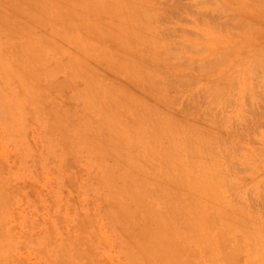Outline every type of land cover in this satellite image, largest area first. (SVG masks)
Segmentation results:
<instances>
[{"label":"rangeland","instance_id":"rangeland-1","mask_svg":"<svg viewBox=\"0 0 264 264\" xmlns=\"http://www.w3.org/2000/svg\"><path fill=\"white\" fill-rule=\"evenodd\" d=\"M66 1L0 0V264H230L229 258L232 264H262L264 0H146L151 2L147 9L153 6L150 23L160 27L149 33L162 45L154 40V62L147 60L154 70L161 68L162 74L155 70L158 75L143 60V54L151 52L152 35L151 40L149 34H136L152 25L138 22L149 19L148 13V18L142 12L141 17L137 10L146 7L144 0L142 6L133 4L135 12L128 10L133 8L129 0L117 7L128 16L139 14L126 18L124 13L126 20L138 18L141 28L136 25L133 32L142 42L123 30L128 20L119 24L122 30L111 25L120 29L119 36L117 29L109 28L112 34L105 31L120 15L109 6L114 0H107V5L102 0L100 6L99 0H82L80 7L75 6L80 0H70V6ZM133 41L142 47L138 49L143 58L135 57L139 51L132 48L138 47ZM111 45L118 48L114 51ZM125 46L129 52L121 50ZM144 46L148 47L143 53ZM125 50L135 57L131 61H143L142 66L132 61L138 77L131 75L137 73L134 69L128 73L131 63L128 70ZM79 54L88 63L79 60ZM180 61L193 67H180ZM142 67L155 75L148 72L144 78ZM135 75L138 79L131 77ZM165 95L174 97L171 105ZM184 112H190L188 118ZM153 117H160L161 125ZM189 135L200 137L192 141V151ZM204 147L209 156L207 150L203 154ZM214 152H222V159ZM209 158L212 165L206 162ZM216 169L227 177L220 178ZM198 173L207 181L202 188ZM206 177L217 185L211 188ZM257 245H262V254Z\"/></svg>","mask_w":264,"mask_h":264},{"label":"bare ground","instance_id":"bare-ground-1","mask_svg":"<svg viewBox=\"0 0 264 264\" xmlns=\"http://www.w3.org/2000/svg\"><path fill=\"white\" fill-rule=\"evenodd\" d=\"M44 1H45V0H44ZM68 1H69V3H68ZM68 1H66V3H67L68 5H69V4H72V2H70V0H68ZM71 1H73V0H71ZM74 1H75V0H74ZM81 1H82V0L78 1V2H79L78 4H76V2H75L73 5L76 4L75 6L79 5V7H80V5L82 4L81 6H83V3H81ZM83 1H84V0H83ZM101 1H102V0H99V1H98L99 3H98L97 5L100 6V4L102 3ZM112 1H113V0H112ZM119 1H120V3H119ZM119 1H117V2H118V4H117L116 0H114L115 4L112 2L113 4L109 5L110 7L113 6V7H112V10H113V12H114V11L116 12V13L114 12L115 14H117L118 12H120V15H119V16L115 15L116 17H118L117 20H114V21H116L117 23L115 22L114 24H108L109 27L107 26V27L105 28V31H106V29H107L108 33H110L111 30H108V29H109V28L115 29V28H113V27H114L113 25H115V27L118 25L117 27H119L120 29L123 27V30H125L126 32H128L127 34L131 37L132 35H130L129 31H130V32H131V31L133 32V30H136V29H137V27L135 28L136 25H138V28H141L140 26H141L142 24H144V26L146 25V23H147V25H148V24H149V25L152 24V22H153L152 20H151L152 22L150 23V15H151V14L153 15V13H152L153 6H152V5H153L154 3H152V5H151L152 8L150 7L151 9H150V8L147 9V6H150V4H151L150 1H152V0H150V1H146V0H144V1H145L144 4H146V7H145L144 4H143L144 6H142V4H140V2L143 3V0H142V1H140V0H139V1H138V0H135V1H137V2H135V3H133L134 1L129 0L130 2H132V6H133V8H134V10H133V8L129 6L128 10H129L130 12H132V11L135 12V10H136V8H137L136 6L140 4V6L143 7V8L141 7V8H142L141 10H140L139 8H137V10L140 11V16H141V17L144 16V15H141V12H142V14H146V18H148L147 15L149 14V19H145V20H149V21L146 22V21L144 20L145 22L143 21V23H142V19H143V17L141 18V20H140L141 22H140L139 19H138V18H139V14H138V15H135L134 13H131L132 15H131V14H130V15H131V16H134V15H135V17L138 16V18H136V19H131V18H129V19H127V20H128V21H127L126 18H127V17H131V16H130V15H129V16L127 15L128 13H127V10H124L125 8H124L123 6H125V5H124L123 3H122V4H123V6H122V7H123L122 10L126 11V13H125V12H124V13H125L127 16H126L124 13L121 12V6H120V9H119V11H118V8H119L118 5H119V4L122 5L121 2L126 1V0H119ZM156 1H157V0H156ZM156 1H154V2H156ZM207 1L211 2L210 0H207ZM22 2L25 3V1H22ZM33 2H34V1H33ZM91 2L94 3L95 1L92 0ZM103 2L107 5V0H106V1L103 0ZM108 2H109V1H108ZM110 2H111V0H110ZM110 2H109V3H110ZM126 2H128V0H127ZM126 2H124V3L126 4ZM138 2H139V4H138ZM149 2H150V4H149ZM158 2H159V1H158ZM203 2H205V1L203 0ZM209 2H208V3H209ZM28 3H29V2H28ZM89 4H90V3H89ZM116 4H117V5H116ZM127 4H131V3H127ZM127 4H126V5H127ZM133 4H135L136 6L134 7ZM147 4H149V5H147ZM44 5H48V4H47V3H46V4L43 3V6H44ZM87 5H88V4H87ZM95 5H96V4H95ZM102 5H103V4H102ZM157 5H158V4H157ZM35 6H36V5H35ZM48 6H49V5H48ZM61 6H62V5H61ZM61 6H60V7H61ZM64 6H65V4H64ZM69 6H70V5H69ZM114 6H115V7H114ZM140 6H138V7H140ZM36 7H37V6H36ZM36 7H35V8H36ZM67 7H68V6H65V8H67ZM71 7H72V5H71ZM77 7H78V6H77ZM88 7H90V5H89ZM95 7H98V6H95ZM95 7H94V8H95ZM110 7H108V8H110ZM117 7H118V8H117ZM127 7H128V5H127ZM127 7H126V8H127ZM160 7H161V6H160ZM37 8H38V7H37ZM40 8H41V7H40ZM47 8H49V7H47ZM53 8H54V7H53ZM62 8H63V7H62ZM65 8H64V9H65ZM68 8H69V7H68ZM92 8H93V7H92ZM100 8H106V7H102V6H101ZM116 8H117V9H116ZM144 8H145V9H144ZM155 8H156V7H154V9H155ZM14 9H15V6H14ZM14 9L11 8V11L13 12ZM17 9H18V7H17L14 11H16V12L19 11V9H18V10H17ZM41 9H42V8H41ZM69 9H70V8H69ZM72 9H74V6H73ZM76 9H77V8H76ZM85 9H86V8H85ZM131 9H132V11H131ZM143 9H144V11H145V10H148V11L150 10L151 12H150V11H149V12L146 11V12L144 13V12L142 11ZM24 10H25V9H24ZM37 10H38V9H37ZM42 10H43V9H42ZM61 10H62V9H61ZM67 10H68V9H67ZM89 10H90V9H89ZM110 10H111V9H110ZM112 10H111V11H112ZM162 10H163V9H162ZM39 11H40V10H39ZM79 11H80V10H79ZM79 11H78V12H79ZM93 11H95V9H94V10L92 9V12H93ZM96 11H97V10H96ZM96 11H95V13H97ZM99 11H100V9H99ZM103 11H104V9H103ZM117 11H118V12H117ZM138 11H137V12H138ZM154 11H155V10H154ZM156 11H158V10H156ZM16 12H15V13H16ZM35 12H36V11H35ZM45 12H46V11H45ZM62 12H63V11H62ZM72 12H74V10H73ZM81 12H82V10L80 11V13H81ZM85 12H86V11H85ZM13 13H14V12H13ZM17 13H18V12H17ZM29 13H30V12H29ZM53 13H55V12H53ZM56 13H57V12H56ZM80 13H79V15H80ZM82 13H83V12H82ZM105 13H107V12H105ZM111 13H112V12H111ZM114 13H112V14H114ZM138 13H139V12H138ZM147 13H148V14H147ZM150 13H151V14H150ZM155 13H156V12H155ZM20 14H22V16H23V13H20ZM35 14H39V13L36 12ZM57 14H59V13H57ZM73 14H74V13H73ZM99 14H100V13H99ZM107 14H108V13H107ZM109 14H110V13H109ZM112 14H111V15H112ZM157 14H158V13H156V16H157ZM201 14H202V13H201ZM26 15H27V14H25V16H23V17H26ZM44 15H45V14L43 13L42 16L46 18V16H44ZM54 15H56V14H54ZM85 15H86V14H85ZM85 15L83 14V15H80V16L83 17V16H85ZM92 15H94V14H92ZM101 15H102V14H101ZM103 15H105V14H103ZM121 15H124V16L120 17ZM152 15H151V17H152ZM160 15H161V14H160ZM160 15H158V16L160 17ZM232 15H235V14L232 13V14H231V17H232ZM27 16H28V15H27ZM30 16H32V14H30ZM33 16H34V15H33ZM33 16H32V17H33ZM42 16H41V17H42ZM58 16H59V15H58ZM64 16H66V15H64ZM73 16H74V15H73ZM77 16H78V15H77ZM80 16H79V17H80ZM115 16H113V17L115 18ZM125 16H126V18H125ZM153 16H154V15H153ZM161 16H162V15H161ZM48 17H50V16H48ZM235 17H237V16H235ZM20 18H21V17H20ZM27 18H28V17H27ZM53 18H54V17H53ZM91 18H92V17H91ZM109 18H111V17H109ZM123 18H124V19H123ZM157 18H158V17H157ZM29 19H30V18H29ZM31 19H32V18H31ZM115 19H116V18H115ZM119 19H120V21H121V20H124V21H123V22L121 21V23H118V22H120ZM130 19H131V20H130ZM137 19H138V22H139L141 25L138 24V23L136 24ZM152 19H153V18H152ZM159 19H160V18H159ZM68 20H69V19H68ZM68 20H67V23L69 22ZM70 20H71V19H70ZM110 20H111V19H110ZM133 20H135V22H134ZM40 21H41V20H40ZM58 21L60 22V18H59V20H57L56 22H58ZM63 21H64V20H63ZM107 21H108V19H107ZM112 21H113V19H112ZM112 21H109V22L111 23ZM126 21H127V24H128V22L130 21V24H128V26H134V27H128V26H125V27H124L123 24L126 23ZM154 21H155V20H154ZM34 22H35V21H34ZM41 22H43V21H41ZM41 22H40V23H41ZM45 22H46V20H44V23H45ZM51 22H53V21L50 20V24H51V26H52L53 23H51ZM54 22H55V20H54ZM59 22L57 23V27H58V25H59V27L61 28V26H63V25H62L63 23L60 22V23H61V25H60ZM77 22H79V21H77ZM83 22H85V21H83ZM89 22H91V20H88V24H89ZM92 22H93V20H92ZM35 23H36V22H35ZM46 23H48V22H46ZM71 23H72V22H71ZM98 23H99V21H98ZM112 23H113V22H112ZM132 23H135V24L133 25ZM156 23H157V25H160V24H158V22H156ZM37 24H39V23H36V25H37ZM42 24H43V23H42ZM54 24H56V23H54ZM54 24H53V27L56 26V25H54ZM64 24H65V26H66V29H68V27L70 28L69 25H72V24L67 25L66 22H65ZM94 24H95V23H93L92 26H93ZM119 24H122L123 26H122V25L119 26ZM127 24H126V25H127ZM154 24H155V22H154ZM20 25H21V24H20ZM82 25H83V24H82ZM111 25H112L113 27H112ZM139 25H140V26H139ZM149 25H148V26H149ZM152 25H153V24H152ZM152 25L149 26L150 30H148V31H145L146 28L144 29L143 27L141 28L142 30H141V29H140V30H139V29L136 30V34L138 33V31H140V32L142 31L141 33H140V32L138 33V34H141L142 36H141V35H139V36H141V37L143 38V36L146 37V35L149 34V35H148V37H149V36L152 35L153 32L155 31L154 28H157L158 30L160 29V27L158 28V27H154L155 25H153V26H152ZM157 25H156V26H157ZM41 26H42V25H41ZM41 26H40V27H41ZM51 26H50V27H51ZM67 26H68V27H67ZM73 26H74V25H73ZM80 26H81V25H80ZM84 26H85V24H84ZM121 26H122V27H121ZM151 26H152V27H151ZM32 27H34V26H32ZM38 27H39V26H38ZM126 27H127V29H126ZM18 28H19V27H18ZM18 28H17V29H18ZM23 28H24V27H23ZM23 28H21V26H20L19 29L22 30ZM41 28H42V27H41ZM60 28H59V29H60ZM92 28H94V27H92ZM132 28H133V29H132ZM134 28H135V29H134ZM149 28H148V29H149ZM151 28H152V29H151ZM35 29H36V28H35ZM37 29H38V28H37ZM54 29H55L54 31L57 30L56 27H55ZM59 29H58V32H60ZM70 29H71V28H70ZM70 29H69V30H70ZM85 29H87L86 26H85ZM88 29H89V28H88ZM95 29H96V28H95ZM116 29L119 30V31H117V32H118L117 34H118V36H119V35H120V34H119L120 29H118V28H116ZM116 29H115V30H116ZM143 29H144V30H143ZM24 30H25V29H24ZM41 30H42V29H41ZM69 30H68V31H69ZM79 30H80V29H79ZM115 30H113V31H115ZM121 30H122V29H121ZM127 30H128V31H127ZM153 30H154V31H153ZM22 31H23V30H22ZM36 31H37V30H36ZM47 31H49V30H47ZM62 31L64 32V29H62ZM107 31H106V32H107ZM143 31H145L146 33L148 32V33L146 34V33H144ZM150 31H153V32H151L152 34L149 33ZM156 31H157V30H156ZM40 32H41V31H40ZM44 32H45V31H44ZM49 32H50V31H49ZM52 32H53V30H52ZM66 32H67V31H66ZM69 32H71V30H70ZM69 32H68V33H69ZM82 32H84V31H82ZM85 32H86V30H85ZM95 32H96V31H95ZM132 32H131V34H132ZM158 32H159V31H158ZM33 33H34V32H33ZM73 33H75V31H74ZM108 33H106V34H108ZM114 33H115V32H114ZM121 33H122V32H121ZM123 33H124V32H123ZM133 33L135 34V32H133ZM156 33H157V32H156ZM48 34H49V33H48ZM84 34H85V33H84ZM94 34H96V33H94ZM111 34H112V32H111ZM136 34L134 35L135 37L137 36ZM143 34H145V35H143ZM162 34H164V33H162ZM30 35H31V34H30ZM70 35H71V34H70ZM81 35H82V34H81ZM97 35H98V34H97ZM97 35H96V36L94 35V37L96 38ZM102 35H103V34H100V35H99V36H100L99 39H100V38H101V39L103 38ZM121 35H122V37H123V34H121ZM32 36H33V35H32ZM74 36H75V35H74ZM109 36H110V35H109ZM109 36H108V37H109ZM156 36H157V35H156ZM158 36H159V35H158ZM122 37L120 36V37L115 38V36H114V39H118V38H122ZM132 37H133V36H132ZM141 37H140L139 39L143 40ZM152 37H153V38H152ZM109 38H110V37H109ZM151 38H152L153 40H152ZM151 38L149 37V39L152 40V43H151V41L149 40V41H150L149 44H150V45L153 44V46L151 45L152 49L150 48L151 52H149V51L147 50V47H148V46L145 48V46L148 45V44H146L147 41H148V38H146V39H147L146 42H145L146 39L144 38L143 43H145L146 45L144 46L145 50L143 51V53H144L146 50L148 51V52L146 51L145 55L143 54L144 58H143V56H142V49H141V51H139L140 49H138L139 46H140L139 43H138V44H139V46H138V45L135 44V42L133 41V44H135L136 46H138L137 48L131 46L132 42H131V44L129 45V46H131L133 49L139 51V52H135L136 54H134V53H133V54L136 55L135 57H136L137 59H140V58H138V57H140V56L143 58V60L145 59V63H147V64L149 65V68H150L153 64H152V65L149 64V63H148L149 61L147 62V60H150V59H151V60H153V61L150 60V63H151V62H152V63L154 62V58H151V57H150V55H151L150 53H152V51L155 50L154 48H157V47L154 46L155 41H156L155 39H157V38L155 37V34L152 35ZM99 39H98V40H99ZM104 39H105V37H104ZM114 39H113V40H114ZM124 39H125V40H124ZM134 39H136V38H134ZM159 39L162 40V38H160V37H159ZM45 40H46V38H45ZM45 40H44V41H45ZM106 40H107V39H106ZM118 40L120 41V39H118ZM128 40H130V38H129ZM154 40H155V41H154ZM46 41H47V40H46ZM122 41H123V42H121L120 45H124V41H126V38H123ZM131 41H132V40H131ZM136 41H137V42H138V41H139V42H142V41L138 40V36H137V40H136ZM153 41H154V42H153ZM159 41H160V40H159ZM159 41H156V42H158V43H156V44L161 43V42H159ZM73 42H74V41H73ZM78 42H79V41H78ZM78 42L76 41V44H77V45L79 44ZM101 42H102V41H101ZM109 43H110V42H109ZM115 43H116V42L114 41V45H115ZM122 43H123V44H122ZM128 43H129V42H128ZM163 43H164V42H163ZM102 44H103V43H102ZM102 44H101L100 47H101V49H104V46H103ZM125 44H126V43H125ZM108 45H109V44H108ZM114 45H111V46H112V48H113L112 50L115 51V49L118 48V47H116V48L114 49V47H113ZM135 45H134V46H135ZM159 45H160V44H159ZM159 45H157V46H159ZM161 45H162V43H161ZM161 45H160V46H161ZM116 46H119V45L116 44ZM142 46H143V44H142ZM160 46H159V47H160ZM102 47H103V48H102ZM126 47L128 48V46H125L124 48L122 47L123 49L121 48V50H124ZM131 47H130V49H131ZM140 47H141V46H140ZM153 47H154V48H153ZM164 47H165V46H164ZM90 48H91V47H90ZM90 48H89V49H90ZM127 48H126V50L129 52V50H128ZM141 48H142V47H141ZM158 49H159V48H158ZM163 49H164V48H163ZM126 50H125L124 53H123V51H122V53L125 54V55H129V54H131V53L127 54ZM130 51H131V50H130ZM160 51H161V48H160ZM200 51H201V50H200ZM83 52H85V51H83ZM101 52H102V51H101ZM116 52L118 53V52H120V51H117V50H116ZM132 52H133V51H132ZM140 52H141V53H140ZM81 53H82V52H81ZM105 53H106V51H105ZM122 53H121V54H122ZM139 53H140V55H139ZM147 53H149V54H147ZM99 54H100V53H99ZM99 54H98V55H99ZM153 54H154V53H152V56L155 57L156 55L154 54V55H155V56H154ZM79 55H80V54H79ZM105 55H106V54H105ZM105 55H103V57H104ZM118 55H119V54H118ZM125 55H124V56H125ZM146 55H149L148 57H150V58H149V59H146V58H145ZM23 56H24V55H23ZM23 56H22V57H23ZM80 56H81V55H80ZM99 56H101V54H100ZM131 56H132V55H131ZM131 56L129 55L128 60L133 59V58H130ZM164 56H165V55H164ZM164 56H163V57H164ZM82 57H83V56H81V58L78 57L79 60H82V61H83ZM84 57H85V55H84ZM132 57H134V56H132ZM135 57H134V59H135ZM146 57H147V56H146ZM174 57H176V56H174ZM117 58H118V57H117ZM129 58H130V59H129ZM142 58H141V59H142ZM164 58H165V57H164ZM167 58H168V57H167ZM169 58H170V57H169ZM169 58H168V59H169ZM103 59L105 60V58H103ZM119 59H120V58H119ZM121 59H123V58H121ZM125 59H126V58H125ZM134 59H133V60H134ZM137 59H136V60H137ZM88 60H89V59H88ZM106 60H107V59H106ZM110 60H111V59H110ZM133 60H132V61H133ZM166 60H167V59H166ZM169 60H170V59H169ZM259 60H260V59L257 60V64H258V62L260 63ZM84 61H86V63H88L87 58H86V60H85V58H84ZM84 61H83V62H84ZM132 61H131V60L128 61L127 65H126L127 69L129 70V68H128V64L131 63V64H130L131 66L129 65V66H130V70H129L130 72L128 71V73H131V72H132L131 69H134V68H133V67H134L133 65L135 64V66H136L137 62L140 61L139 64H140V66H142L141 62H143V61L138 60V61H136V63L133 61L134 64L132 63ZM167 61H168V60H167ZM167 61H166V62H167ZM261 61H262V60H261ZM17 62H18V61H17ZM122 62H123V61H122ZM168 62H169V61H168ZM186 62H187V61H186ZM262 62H263V61H262ZM19 63L23 64L22 62H19ZM100 63H101V62H100ZM145 63H143V64H145ZM158 63H159V66L162 67L161 63H160V62H158ZM179 63H180V67H181V66H188V67H189V66L191 65V64L188 65L187 63L184 64V65H182L181 63H183V62H181V61H180ZM179 63H177V64H179ZM76 64H78V63H76ZM120 64L122 65L121 62H120ZM132 64H133V65H132ZM154 64H156V63H154ZM170 64H171V63H170ZM261 64H262V63H261ZM116 65H117V64H116ZM157 65H158V64H157ZM163 65H164V63H163ZM200 65L203 66L204 64H203V65L200 64ZM122 66H123V65H122ZM132 66H133V67H132ZM196 66H197V65H196ZM204 66L206 67L207 65L205 64ZM144 67H145V66H144ZM153 67H154V66H152L151 68H153ZM191 67H193V65H191ZM198 67H199V65H198ZM205 67H203V68H205ZM79 68H80V67H79ZM123 68H124V67H123ZM140 68H141V67H140ZM155 68H158V67H156V65H155ZM159 68H160V67H159ZM159 68H158V71L161 70V68H160V69H159ZM203 68H202V69H203ZM137 69H138V68H137ZM199 69H201V68L199 67ZM260 69H261V68H260ZM134 70H136V69H134ZM140 70L144 71V70H146V68H143V67H142V69H139V71H140ZM149 70H150V71H149ZM153 70H154V68H153ZM153 70H152V69H148L147 71H148L149 73H151L150 75H152V74L155 72L156 69L154 70V72H153ZM79 71H80V70H79ZM158 71L156 70V72H158ZM263 71H264V70H263ZM123 72H124V70H123ZM133 72H135V71H133ZM133 72H132V73H133ZM136 72H137V73H133V74L131 73V75L137 74V77H138V76H139V75H138L139 72H138L137 70H136ZM148 72H145V71H144L145 74L148 73ZM156 72H155V73H156ZM159 72H160V71H159ZM144 73H143V77H144V78H148V77H147L148 74L144 75ZM160 73L162 74V72H160ZM156 74L158 75L159 73H156ZM153 75H155V74H153ZM153 75H152V76H153ZM131 77H134L133 79H138V78L136 77V75H135V76H131ZM131 77L129 76V79H130ZM143 77H142V78H143ZM157 77H158V76H157ZM180 77H181V76H180ZM140 78H141V77H140ZM158 78L160 79V77H158ZM180 79L182 80V77H181ZM183 79H184V78H183ZM186 79H188V78H186ZM186 79H184V80H185V81H188V80H186ZM146 80H150V79H144L143 81H146ZM156 80H157V82H158V79H156ZM156 80H155V82H156ZM127 81H128V80H127ZM130 81H131V80H130ZM137 81H138V80H137ZM160 81H161V80H160ZM131 82H133V81H131ZM134 82H135V80H134ZM138 82H139V81H138ZM147 82H148V81H147ZM152 82H153V81H152ZM155 82H154V83H155ZM157 82H156V83H157ZM189 82H192V81H189ZM220 82H221V81H220ZM148 83H149V85L152 84L151 81H149ZM156 83H155V84H156ZM176 83H178V82H176ZM176 83H175V85H176ZM86 84H87V83H86ZM137 84H138V83H137ZM146 84H147V83H146ZM158 84H160V82H159ZM158 84H157V85H158ZM162 84H163V83H162ZM191 84H192V83H190V85H191ZM83 85H85V84H83ZM87 85H88V84H87ZM87 85H86V86H87ZM133 85L135 86L134 83H133ZM157 85H156V87H157ZM186 85H187V83H186ZM91 86L93 87V85H91ZM140 86H141V84H140ZM140 86H139V87H140ZM187 86H189V83H188ZM205 86H208V85H205ZM209 86H210V85H209ZM209 86H208V87H209ZM141 87H142V86H141ZM141 87H140V88H141ZM149 87H150V86H149ZM142 88H143V87H142ZM151 88H152V86H151ZM157 88H158V87H157ZM162 88H163V87H162ZM147 89H150V88H147ZM153 89H154V88H153ZM222 89H223V88H221V91H225V89H224V90H222ZM82 90H83V89H82ZM87 90H88V88H87ZM97 90H99V89H97ZM150 90H151V89H150ZM158 90H160V89H158ZM210 90H211V88H210ZM210 90H209V91H210ZM88 91H89V90H88ZM100 91H101V90H100ZM100 91H99V92L96 91V92L100 93ZM118 91H119V90H118ZM148 91H149V90H148ZM218 91H219V89H218ZM221 91H220V92H221ZM142 92H143V91H142ZM155 92H156V90H155ZM216 92H217V91H216ZM225 92H226V91H225ZM80 93H81V92H80ZM85 93H86V92H85ZM159 93H160V92H159ZM230 93H231V92H230ZM93 94H96V93H93ZM120 94H121V93H120ZM89 95H90V94H89ZM97 95H98V94H97ZM97 95H96V96H97ZM100 95H101V94H100ZM221 95H222V94H221ZM227 95H228V94H227ZM82 96H83V95H82ZM131 96H132V95H131ZM133 96H135L134 98H136V95H135V94H133ZM159 96H160V94H159ZM168 96H169V95H168ZM168 96L165 95L164 97H168ZM228 96H230V94H229ZM231 96H232V93H231ZM89 97H90V96H89ZM129 97H130V96H129ZM155 97H156V96H155ZM171 97H172V96H171ZM152 98H153V96H152ZM158 98H159V101L162 100V99H164V98L160 99V97H158ZM168 98L170 99V97H168ZM168 98H166V99H168ZM172 98H174V97H172ZM172 98H171L170 100H167L168 102L166 101L168 104H169V102H171L169 105H171V104L173 103V102L171 101ZM212 98H213V97H211V99H212ZM156 99H157V98H156ZM166 99H165V100H166ZM213 99H214V98H213ZM175 100H176V99H175ZM215 100H218V98L216 97ZM219 100H220V99H219ZM154 101H156V100H154ZM159 101H158V102H159ZM209 101H210V100H209ZM161 102L163 103L164 100L161 101ZM161 102H160V103H161ZM174 102H175V101H174ZM190 102H191V101H189V103H190ZM193 102H194V103H192V104H196L195 101H193ZM217 102H218V101H217ZM186 103H188V101H186ZM209 103H210V102H209ZM163 104H165V103H163ZM192 104L190 103V105H192ZM210 104L212 105V103H210ZM154 106H155V105H154ZM154 106H153V107H154ZM167 106H168V105H167ZM212 106H213V105H212ZM153 107H152V108H153ZM155 107H156V106H155ZM210 107H211V106H210ZM251 108H252V107H251ZM155 109H156V108H155ZM194 109H195V108H194ZM255 109H256V106H255ZM134 110H135V109H134ZM163 110H166V109L163 108ZM174 110H175V109H174ZM211 110H212V109H211ZM253 110H254V109H253ZM253 110H252V111H253ZM135 111H136V110H135ZM137 111H138V110H137ZM137 111H136V112H137ZM194 111H195V110H194ZM151 112H152V111H151ZM158 112H161V111L158 110ZM254 112H255V111H254ZM254 112H253V113H254ZM184 113L186 114V116H187L188 114H190V112H189L188 114H187L186 112H184ZM194 113H195V112H194ZM255 114L257 115L256 112H255ZM139 115H140V114H139ZM212 115H213V114H212ZM137 116H138V115H137ZM186 116H185V117H186ZM191 116H192V115H191ZM253 116H254V115H253ZM253 116H252V117H253ZM163 117H164V116H163ZM182 117H183V115H182ZM203 117H204V116H203ZM205 117H207V115H206ZM208 117H209V116H208ZM159 118H160V117H159ZM159 118H157V121H158ZM171 118H172V116H171ZM187 118H188V116H187ZM189 118H190V116H189ZM255 118H256V117H255ZM138 119H139V118H138ZM140 119H141V118H140ZM153 119L155 120L154 117H153ZM153 119H152V120H153ZM160 119H161V118H160ZM160 119H159V123H160V125H161V122H162V121L160 122ZM193 119H195V118L193 117ZM247 119H248V118H247ZM131 120H132V119H131ZM154 120H153V121H154ZM162 120H165V119L163 118ZM182 120H183V119H182ZM188 120H189V119H188ZM253 120H254V118H253ZM155 121H156V120H155ZM157 121H156V122H157ZM174 121H175V120H174ZM190 121H191V120H190ZM163 122H164V121H163ZM176 122H177V121H176ZM184 122H185V120H184ZM194 122H195V121H194ZM149 123H150V122H149ZM159 123H158V124H159ZM170 123H172V122H170ZM177 123H178V122H177ZM185 123H187V122H185ZM185 123H184V124H185ZM197 123H198V122H197ZM197 123H196V124H197ZM151 124H152V123H151ZM151 124H150V125H151ZM175 124H176V123H175ZM191 124H192V123H191ZM160 125H159V126H160ZM176 125H177V124H176ZM180 125H181V124H180ZM186 125H187V124H186ZM192 125H193V124H192ZM155 126H156V125H155ZM188 126H189V125H188ZM190 126H191V125H190ZM190 126H189V127H190ZM193 126H194V125H193ZM151 127H152V125H151ZM182 127H183V125H182ZM162 128H163V127H162ZM179 128H181V127H179ZM185 129H186V128H185ZM193 129H195V127H194ZM165 130H166V129H165ZM172 130H173V129H172ZM175 130H176V129H175ZM179 130H180V129H179ZM188 130H189V128H188ZM188 130H187V132H188V134H189V131H188ZM199 130H203V129H200V127H199ZM199 130H198V128H197V131H196V130H195V131L198 132V133H201L202 131L199 132ZM115 131H116V130H115ZM167 131H168V130H167ZM167 131H166V132H167ZM173 131H174V130H173ZM192 131H193V130H192ZM174 132H175V131H174ZM181 132H182V131H181ZM181 132H180V133H181ZM183 132H185V134H186V131H185V130H184ZM193 132H194V131H193ZM204 133H205V132H204ZM167 134H168V133H167ZM181 134H182V133H181ZM178 135H179V134H178ZM186 135H187V134H186ZM191 135H192V134H191ZM162 136H163V135H162ZM181 136H182V135H181ZM181 136H180V137H181ZM204 136H205V135H204ZM204 136H201V137H203L202 140H203V139H206ZM207 136H208V135H207ZM187 137H188V136H187ZM187 137H186V138H187ZM189 137H190V139H192L191 141H190L189 139H186L185 136H184V139H186V140H185L186 143H190V142H192L193 140L196 141V138L199 137V136H190V135H189ZM192 137H193V138H192ZM195 137H196V138H195ZM162 138H163V140H165V139H164V138H165L164 136H163ZM170 138H171V137H170ZM194 138H195V139H194ZM199 138H200V137H199ZM180 139L183 140V138H180ZM180 139H179V140H180ZM223 139H224V138H222V140H223ZM167 140H168V139H167ZM167 140H166V142H168ZM188 140H189L190 142H189ZM232 140H233V139H232ZM232 140H230V141L232 142V143H231V142H230V143H231V144H234L233 141H235V139H234L233 141H232ZM171 141H172V138H171ZM171 141H170V142H171ZM195 141H194V143H196ZM197 141H198V140H197ZM199 141H200V139H199ZM207 141H208V137H207ZM220 141H221V138H220ZM225 141H226V139H225ZM225 141H221V142L224 143ZM202 142H203V141H202ZM205 142H206V141H205ZM205 142H203V143H205ZM227 142H228V141H227ZM235 142H236V141H235ZM194 143L192 142L191 145L189 144V145L191 146V151H192V150L194 149V147H195V144H194ZM200 143H201V142H200ZM200 143H199V144H200ZM203 143H202V146H204ZM207 143H208V142H207ZM207 143H206V144H207ZM216 143H217V142H216ZM228 143H229V142H228ZM212 144H213V143H212ZM218 144H219V143H218ZM224 144H227V143L225 142ZM231 144H228V145H231ZM236 144H237V143H236ZM169 145H170V144H169ZM171 145H173V144H171ZM174 145H175V142H174ZM187 145H188V144H187ZM187 145H186V146H187ZM193 145H194V146H193ZM196 145H198V142H197ZM207 145H208V144H207ZM214 145H215V144H214ZM214 145H213V146H214ZM216 145H217V144H216ZM221 145H222V143H221ZM228 145H227V149H228ZM234 145H235V144H234ZM200 146H201V145H200ZM205 146H206V145H205ZM209 146H211V145H209ZM222 146H223V145H222ZM222 146L220 147V145H219L218 148L220 147L221 149H223ZM167 147H168V146H167ZM187 147H188L187 149H189V146H187ZM198 147H199V146H197L196 149H198ZM171 148H172V147H171ZM171 148H170V149H171ZM192 148H193V149H192ZM204 148H205V150H204ZM204 148L201 149V151L204 150V151H203V154H204V152L207 150L206 147H204ZM214 148H215V147H214ZM224 148L226 149L225 145H224ZM208 149H210V148H208ZM216 149H217V148H216ZM216 149H215V151H216ZM217 150H219L218 152L222 151V150H220V149H217ZM228 150H230V149H228ZM228 150H227V154H228ZM172 151H173V150H172ZM194 151H195L196 153H198L199 149H198V150H194ZM194 151H193V152H194ZM209 151H210V150H209ZM231 151H232V150H230V153L228 154V156H229V155L231 156V153H232ZM233 151H234V150H233ZM193 152H192V153H193ZM207 152H208V150H207ZM212 152H213V151H212ZM223 152L225 153L224 150H223ZM188 153H189V151H188ZM196 153H194V154H195V155H198V154H196ZM214 153H217V152H214ZM203 154H202V155H203ZM207 154H208V156H209L210 153L208 152ZM207 154L205 153V155H207ZM217 154L219 155V156H217V157L221 158L220 156H221L223 153L221 152V155H220V153H217ZM199 155H200V154H199ZM211 155H213V154H211ZM224 155H226V154H224ZM213 156H214V155H213ZM215 156H216V155H215ZM210 157H211V160H213V159H212L213 157H212V156H210ZM193 158H194V155H193ZM219 158H218V160H220ZM206 159H207V156H206ZM206 159H205V160H206ZM221 159H222V158H221ZM209 160H210V158H209L206 162L208 163ZM214 161H216V159H214ZM191 162H192V160H191ZM204 163H205V162H204ZM204 163H203V164H204ZM207 163L204 164L205 167L207 166ZM209 163H211V161H210ZM209 163H208V164H209ZM211 165H212V163H211ZM214 165H217V164H214ZM201 166H202V165H201ZM168 167H169V166H168ZM168 167H167V168H168ZM202 167H203V166H202ZM170 168H171V166H170ZM170 168H169V170H170ZM206 168H207V167H206ZM214 168H216V167H214ZM199 169H200V168H199ZM203 169H205V168L203 167ZM217 169H218V168H217ZM217 169H216V170H217ZM219 169H220V168H219ZM205 170H206V169H205ZM207 170H208V169H207ZM210 171H212V169H211ZM217 171H219V172H218V173H219V177L221 178V174H222V178H223V175H224L225 173H223V171H222L221 174H220V171H221V170H217ZM201 172H202V171H201ZM215 172H216V171H215ZM218 173H217V174H218ZM173 175H174V174H173ZM176 175H178V174H176ZM196 176H197V175H196ZM201 176L203 177L204 175L201 174ZM201 176H200V174L198 173V176H197L198 179H200ZM206 176H207V174H206ZM224 176H225V175H224ZM171 177H172V176H171ZM171 177H170V178H171ZM175 177H176V176H175ZM207 177H210V178H211L212 176H210V174H208ZM207 177H206V178H207ZM219 177L217 178V176H216V178H217L216 180H217V181H219V180H218V179H220ZM225 177H227V175H226ZM195 178H196V177H195ZM204 178H205V177L201 178L203 181H201V179H200L201 183L199 184V186H201V188H202V185L205 184V183L207 182ZM196 179H197V178H196ZM207 179H208V178H207ZM212 179H214V177H213ZM208 180H209V179H208ZM220 180H221V179H220ZM225 180H226V179H225ZM228 180H229V179H228ZM214 181H215V180H214ZM221 181H222V180H221ZM202 182H205V183L202 184ZM209 182H210V184H211L212 180L210 179ZM222 182H224V180H223ZM222 182H221V183H222ZM178 184H179V183H178ZM201 184H202V185H201ZM218 184H219V183H218ZM226 184H227V183H226ZM207 185H209V184H207ZM212 185H214V186L217 185V182L215 181V183H214V184L212 183L210 186H212ZM214 186H212L211 188H213ZM204 187H206V186H204ZM207 187H208V186H207ZM167 188H169V187H167ZM167 188H166V189H167ZM166 189H165V190H166ZM159 190H160V189H159ZM169 190H170V189H169ZM212 190H214V189H212ZM168 192H169V191H168ZM221 192H222V191H221ZM215 193H216V192H215ZM194 195H195V194H194ZM190 196L192 197V195H190ZM194 197H195V196H194ZM194 197H193V198H194ZM216 197H218V193L216 194ZM219 197H220V194H219ZM219 197H218V198H219ZM193 198H192V199H193ZM192 199H191V200H192ZM192 204H193V203H192ZM185 205H186V204H184V206H185ZM193 205H194V204H193ZM191 207H192V206H191ZM171 209H172V208H171ZM193 209H194V208H193ZM177 212H178V211H177ZM180 212H182V215H183V211L180 210ZM170 214H171V212H170ZM224 214H225V213H224ZM165 215H166V214H165ZM180 215H181V214H180ZM186 215H187V214H186ZM229 215H230V214H228V216H229ZM166 216H167V215H166ZM187 217H188V216H185V220L188 219ZM174 218H175V217H174ZM189 218H192L191 220H193L194 217H189ZM176 219H177V218H175V221H178V223H179V222H180V221H179L180 219H179V218H178L179 220H176ZM244 219H245V218H243V220H244ZM194 220H195V219H194ZM247 220H248V219H247ZM168 221H169V219H168ZM173 221H174V220H173ZM234 221H235V220H234ZM249 221H250V220H249ZM169 222H170V221H169ZM181 222H183V221H181ZM186 222L188 223L189 221L187 220ZM195 222H196V220H195ZM195 222H193V223H195ZM253 222H254V221H253ZM175 223L177 224V222H175ZM191 223H192V221H191ZM191 223H188V224H191ZM193 223H192V224H193ZM196 223H197V222H196ZM196 223H195V224H196ZM245 223H247V221H245ZM171 224H172V223H170V224H168V225L172 226ZM195 224H194V225H195ZM249 225H251L250 222H249ZM160 226H161V225H160ZM196 226H197V225H196ZM196 226H195V228H196ZM191 227H193V226H191ZM259 231H261V229H260ZM259 233H260V232H259ZM262 233H264V231H262ZM263 236H264V235H263ZM257 237H258V236H257ZM258 239H259V238H258ZM255 241H256V240H255ZM263 241H264V239H263ZM256 242H257V241H256ZM256 242H255V243H256ZM262 244H264V242H263ZM257 246H258V245H257ZM259 246H261V247H259ZM259 246H258V247L261 248V252H260V253L262 254V249H263V247H262V245H259ZM258 250H259V249H258ZM225 256H226V255H225ZM227 256H228V255H227ZM262 257H263V256H262ZM262 257L259 258V260H261ZM173 258H174V257H173ZM226 258H227V257H226ZM227 259H228V258H227ZM227 259H226V260H227ZM229 259H230L231 263H230ZM229 259L227 260V262H229L230 264H232V260H233V259H232V260H231V258H229ZM256 261H257V260H256ZM263 261H264V259H263ZM255 263H256V262H255ZM263 263H264V262H262V264H263Z\"/></svg>","mask_w":264,"mask_h":264}]
</instances>
